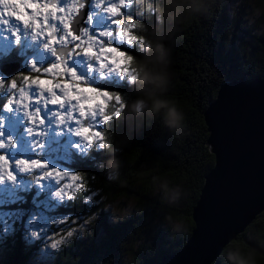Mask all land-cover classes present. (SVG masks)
Returning <instances> with one entry per match:
<instances>
[{"label": "trees", "instance_id": "obj_1", "mask_svg": "<svg viewBox=\"0 0 264 264\" xmlns=\"http://www.w3.org/2000/svg\"><path fill=\"white\" fill-rule=\"evenodd\" d=\"M141 9L148 18L139 30L143 48L132 64L136 79L123 89L127 107L122 116L107 128L109 147L89 157L73 152L64 162L92 178L89 187L98 193V207L91 209L95 224L83 238L61 245L51 264H119L126 255L129 264H157L181 248L194 227L192 209L205 174L214 165L203 111L222 83L264 78V0H143ZM254 12L249 24L248 14ZM24 70L22 63L18 72ZM141 72L157 77V83H141ZM157 99L173 102L183 113L181 127L168 124L166 108L153 107ZM138 100L146 101L139 112ZM86 160L89 165L82 163ZM118 199L133 202L134 211L112 220L107 206ZM88 211L77 199L57 214ZM21 229L5 238L0 264H29L38 242L24 246ZM229 253H239L247 264H264V210L211 264H238Z\"/></svg>", "mask_w": 264, "mask_h": 264}, {"label": "snow or ice", "instance_id": "obj_2", "mask_svg": "<svg viewBox=\"0 0 264 264\" xmlns=\"http://www.w3.org/2000/svg\"><path fill=\"white\" fill-rule=\"evenodd\" d=\"M142 2L0 0V56L29 41L50 57L39 64L30 60L28 71L0 76V109L9 117L0 115V235H13L20 226L36 239L47 237L56 249L96 219L92 178L70 170L61 157L69 147L84 157L109 147L107 128L127 107L123 89L136 79L132 64L144 44L139 30L148 17ZM149 12L155 16L154 9ZM30 197L55 206L54 213L77 199L89 211L51 213L37 226L23 207Z\"/></svg>", "mask_w": 264, "mask_h": 264}, {"label": "water", "instance_id": "obj_3", "mask_svg": "<svg viewBox=\"0 0 264 264\" xmlns=\"http://www.w3.org/2000/svg\"><path fill=\"white\" fill-rule=\"evenodd\" d=\"M21 67L16 59L0 62L6 76ZM203 118L214 165L192 209L190 236L157 264H211L264 210V78L222 83Z\"/></svg>", "mask_w": 264, "mask_h": 264}, {"label": "rangeland", "instance_id": "obj_4", "mask_svg": "<svg viewBox=\"0 0 264 264\" xmlns=\"http://www.w3.org/2000/svg\"><path fill=\"white\" fill-rule=\"evenodd\" d=\"M253 8V5H250L247 9L250 11ZM256 12L249 13L248 14V23L251 24L256 16ZM4 34L0 32V44L4 43ZM9 45H11V40L8 41ZM16 54V60L22 61L24 64L25 70H29V61L35 60L38 64L45 62L46 60L50 59L48 54L44 52L39 44L31 43L29 41H23L21 46L19 48L14 49V51L11 53ZM18 56L20 57L18 59ZM1 58H5L4 56H0ZM15 60V59H14ZM78 71H84L83 65H77ZM18 73V72H17ZM16 74V73H15ZM14 74V75H15ZM0 76H4L5 78H8V76L1 74ZM100 81L97 79L95 83H99ZM3 98L0 97V106H2ZM0 115L4 116V119L7 121L9 117L2 112V109H0ZM12 135H16V133H10ZM74 150H72L70 147L67 148V156L61 157L64 162H67L69 157H71ZM70 169V168H69ZM72 170V169H70ZM30 208L27 210L29 217H36L37 218V226L42 222L43 217L53 213V215H56L57 213H54L55 206L47 205V203H41L39 200L32 201V198L30 199ZM134 204L131 201L124 200V199H118L112 203H110L107 206V210L110 211V219L117 220L120 218H123L125 216H128L131 212L134 211ZM62 215V214H59ZM96 220V219H95ZM95 220L87 226V228L82 232L71 238L67 243L73 242L75 238L81 239L85 236L86 232L92 231V225L95 224ZM177 228H179L180 224L176 225ZM101 230V229H100ZM52 231H56L55 226L52 227ZM21 234L23 235V242L24 246H32L34 242H38V247L34 249V252H32V256L30 257L29 264H51L55 260V252L58 248L53 249L50 247V241L47 237H43L41 239H36L32 237L29 233H26L24 229H21ZM102 233V231H101ZM14 237L13 235H9L7 237ZM97 237H101L98 231ZM5 236L0 235V258L4 257V250L7 247V243L5 242ZM66 244V243H65ZM131 260V257L129 255H126L125 258L119 263V264H129Z\"/></svg>", "mask_w": 264, "mask_h": 264}, {"label": "clouds", "instance_id": "obj_5", "mask_svg": "<svg viewBox=\"0 0 264 264\" xmlns=\"http://www.w3.org/2000/svg\"><path fill=\"white\" fill-rule=\"evenodd\" d=\"M162 45H158L157 49L162 50ZM141 83H157V77L152 76L151 74L141 72L139 76ZM161 80H164L166 82V78H160ZM146 106V101L144 100H138L135 103V111L139 112ZM153 107L158 110L161 107H164L167 109V122L171 127L179 128L181 127L182 121H183V113L175 106L173 102L169 101H161V100H155L153 102ZM114 167L117 165H113ZM228 258L230 260H235L238 262V264H247V261H245L239 253L233 254L229 253Z\"/></svg>", "mask_w": 264, "mask_h": 264}, {"label": "flooded vegetation", "instance_id": "obj_6", "mask_svg": "<svg viewBox=\"0 0 264 264\" xmlns=\"http://www.w3.org/2000/svg\"><path fill=\"white\" fill-rule=\"evenodd\" d=\"M14 55H16V54H14Z\"/></svg>", "mask_w": 264, "mask_h": 264}]
</instances>
